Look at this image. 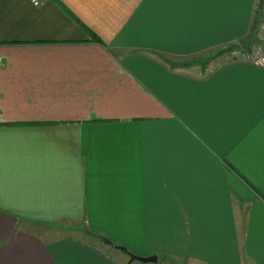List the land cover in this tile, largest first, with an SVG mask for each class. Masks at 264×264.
I'll list each match as a JSON object with an SVG mask.
<instances>
[{"label": "crops", "instance_id": "0c3cea01", "mask_svg": "<svg viewBox=\"0 0 264 264\" xmlns=\"http://www.w3.org/2000/svg\"><path fill=\"white\" fill-rule=\"evenodd\" d=\"M40 1L0 0V264H264V0Z\"/></svg>", "mask_w": 264, "mask_h": 264}, {"label": "water", "instance_id": "95a60500", "mask_svg": "<svg viewBox=\"0 0 264 264\" xmlns=\"http://www.w3.org/2000/svg\"><path fill=\"white\" fill-rule=\"evenodd\" d=\"M263 22H264L263 13L261 11H258L256 14L254 25L249 35L244 37L241 41V45H240L241 47L249 49V48L259 45L262 48H264V40L259 37V32H260L261 25L263 24ZM120 249H122L124 253L129 256L130 263L139 262L141 264H158L159 262V258L157 256L140 257V256H136V255L129 253L123 248H120Z\"/></svg>", "mask_w": 264, "mask_h": 264}, {"label": "built area", "instance_id": "2783aa9c", "mask_svg": "<svg viewBox=\"0 0 264 264\" xmlns=\"http://www.w3.org/2000/svg\"><path fill=\"white\" fill-rule=\"evenodd\" d=\"M32 4L34 6H39L41 1L32 0ZM236 53L241 59L250 62L257 67H264V48L261 46L257 45L249 49L240 47V50Z\"/></svg>", "mask_w": 264, "mask_h": 264}, {"label": "rangeland", "instance_id": "374dc122", "mask_svg": "<svg viewBox=\"0 0 264 264\" xmlns=\"http://www.w3.org/2000/svg\"><path fill=\"white\" fill-rule=\"evenodd\" d=\"M69 228H71V225L70 224H67V223H64V224H62V233H65V232H68L69 230ZM71 231H73V229H71ZM74 232V231H73ZM128 262H126L125 261V263L124 264H141V263H139V262H135V263H130V259L128 258V260H127ZM161 264H170V263H167V262H165V261H163V262H161ZM174 264H178V263H174Z\"/></svg>", "mask_w": 264, "mask_h": 264}]
</instances>
